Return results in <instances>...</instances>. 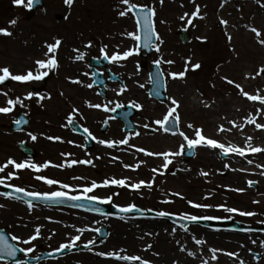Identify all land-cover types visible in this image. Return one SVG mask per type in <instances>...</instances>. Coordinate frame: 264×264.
<instances>
[{"label": "rangeland", "instance_id": "obj_1", "mask_svg": "<svg viewBox=\"0 0 264 264\" xmlns=\"http://www.w3.org/2000/svg\"><path fill=\"white\" fill-rule=\"evenodd\" d=\"M42 2V9L36 11L30 21H25L27 0H24L25 6L19 7L14 0H0V29L12 33L11 36H0V68H9L12 74H26L29 70L35 72V61L45 59V45L53 44L56 39L62 41L57 54L59 67L50 71L44 81L20 84L9 80L8 87L0 88V108L8 106V99L20 100L19 104L12 105L11 112L0 114V166L12 159L17 163L31 162L43 166L45 162H50L63 167L50 166L35 172L31 169L15 170L9 166L4 173H0V179L4 180L0 189L16 186L42 193L60 190L56 185L49 187L42 180H36L37 175L77 189L90 186L92 182L102 183L105 179H124L128 184L152 182L151 189L142 187L138 192L111 186L96 189L90 194L104 198L118 192V196H112L113 203L109 205L135 204L137 208L152 213V216L146 219L133 215L119 216L113 220L109 219L110 215L94 216L64 207L33 203L30 210L27 203L0 196V229L12 237L15 245L22 249L31 248L33 253L29 257H34V253L59 250L61 245L70 243L76 236L80 239L73 248L85 244L89 246L40 264H116V261H111L117 260V254L139 256L149 264H204L205 261L208 264H240L241 260L244 264H263L261 256L264 255V247L261 244L264 243V233H237L202 225H189L185 232L166 218L157 217L156 212L165 211L177 217L195 214L218 218L202 221L264 227V152L243 157L232 153L222 157L218 149L198 146L191 159L185 158L183 152L180 156L170 157L173 163L165 169L162 156H146L137 152L136 148L153 153L176 152L181 145L186 149L181 136L163 134L161 130L152 131L158 129L154 122L163 119L171 107L172 98L180 104L179 130L189 138L195 139L193 129L200 128L205 137L225 147L236 146L244 150L251 149V145L253 148H264V128L255 126L264 125V105L249 101L243 95L259 94L264 97V74L256 76L257 71L264 67V45L258 42L264 39V7L261 6L264 0H163V3L161 0H130L138 7L151 8L155 12L152 20L160 41L156 42L153 53L146 60L140 55L136 41L128 36V33L137 34L131 13L119 16L120 11L126 10L121 0H74L70 8L64 0ZM197 7L199 15L204 18H195L190 25L187 21ZM186 13L188 16H185ZM182 16L185 18L181 19ZM14 19L17 23L11 25ZM221 20L227 24L221 25ZM252 28L260 31L262 36L256 37ZM180 31H187L190 35L186 44H182L177 37ZM228 36H231V41ZM88 44L91 47H85ZM157 46L159 51H156ZM101 48H105L109 57L129 49L136 53L107 67L122 78L125 89L121 91L117 85H108L105 99L92 87L89 68L91 59L100 58ZM80 53H84V58L77 60ZM157 60L161 61L159 67L165 80L166 102L163 104L148 97V74ZM186 60L191 63L184 79H172L168 73L183 72ZM167 61L173 63L168 64ZM143 62L147 65L146 69L141 68ZM195 64L201 67L192 71L191 65ZM249 75L251 77L246 79ZM222 77L232 80L233 85L227 84ZM77 80L81 83L70 82ZM29 92L34 94L33 97L24 99ZM41 96L44 99H38ZM89 104H99L101 108L89 107ZM117 104L121 105L120 108L140 105L139 109L135 107L136 114L132 118L135 131L124 133L120 121L112 118L114 111L111 109L119 108ZM104 106L110 110L103 111ZM73 109L77 111L73 112ZM18 112L26 114L31 122L21 133L14 134L6 127ZM69 119L88 129L94 137V149L83 150V140L69 130ZM250 119L255 123L243 131L233 126L241 120L247 123ZM104 123H108L109 128L101 135ZM188 124L193 125V129H189ZM221 128L226 131H220ZM30 134L37 139L33 141ZM47 137H59L60 140ZM124 139L128 140V144L120 143ZM100 140L112 142L114 147L101 145ZM23 141L36 149L34 159L17 150V144ZM73 160H91L92 163H76L67 167ZM226 164L228 167H225ZM152 169L158 171L154 173ZM202 171L208 175L202 176ZM160 172L164 174L160 175ZM8 173H15L18 179H8ZM250 181L254 182L256 189L249 185ZM166 200L172 202L163 203ZM189 201L211 205L212 208L194 209ZM219 205L255 215L230 214L218 210ZM37 228L40 229L38 233ZM101 228L106 231V237L98 242L95 231ZM173 229L176 230L174 233ZM82 230L89 235L88 238L80 235ZM33 235L38 238L31 244L18 242L29 240ZM196 240L206 243L197 245ZM158 243H162L163 251L170 255L169 263L158 257L161 250L158 249L159 253L155 256ZM149 244L151 248H148ZM181 247L185 250L181 251ZM209 249L222 250L216 253V261L211 259L213 253ZM240 250H243L242 255H239ZM97 252L113 255L108 258L96 255ZM188 252L194 255L189 256ZM223 252L238 253V256L233 259L223 255ZM120 260L117 261L119 264H138Z\"/></svg>", "mask_w": 264, "mask_h": 264}, {"label": "snow or ice", "instance_id": "obj_2", "mask_svg": "<svg viewBox=\"0 0 264 264\" xmlns=\"http://www.w3.org/2000/svg\"><path fill=\"white\" fill-rule=\"evenodd\" d=\"M39 0H27V4L26 7L28 9H31L34 5V3H38ZM14 3L16 6H25L24 5V0H14ZM64 3L66 6H68L69 8L73 5L74 0H64ZM121 3L123 5L126 6V10L125 11H120L119 12V16L124 17L126 16L129 12H132L134 9H137V5L136 4H132L130 3V0H121ZM161 3H163V0H161ZM262 7H264V4L261 5ZM221 7H223V4L221 5ZM139 12L142 13V19H143V31H144V46L145 47H150V41L153 37H155V39L157 41H160V37L159 35L155 32L154 28H153V21H152V17H154L155 12L153 9L151 8H147L145 9L144 7H139ZM199 7H197L196 11H194L191 14V17L188 19V24H192L193 23V19L195 18H200L203 19L204 17L199 15ZM185 16H188V14L186 13ZM67 18V17H65ZM185 17H181V19H184ZM17 23V20H12L10 22L11 25H15ZM163 23V21H162ZM221 25H226L227 22L224 20L220 21ZM138 27H137V32L140 31V27H139V22H137ZM251 31L255 34L256 37H261L262 33L260 31H258L256 28H252ZM12 33L10 31H7L5 29H0V36H11ZM225 35H227V33H225ZM128 36L133 40V41H137L139 42L141 40V36L138 34H133V33H128ZM228 40L231 41V36H228ZM203 42V41H202ZM261 45H264V39H260L258 41ZM162 43V41H161ZM62 41L59 39H56L55 42L53 44H46L45 47L47 48V52L44 53L45 59L44 60H37L35 61V65H36V69L35 72L32 70H29L26 74H12L10 69L7 67H3L0 68V84L4 83L7 80H11V81H15L18 82L20 84H27L29 82L32 81H42L45 77H47L49 75V72L52 70H55L59 67V63H58V59H57V54H58V49L61 46ZM85 47H91V44L85 45ZM73 51H78L77 49H73ZM101 55L103 56V58L105 60H107L109 63H113L116 61H120V60H126L127 58L135 55V51L132 49H129L127 51H125L122 54L119 53H114L111 57H109L106 53L105 48H101ZM156 51H159V47L157 46ZM84 58V53H80L76 59L77 60H82ZM166 63L168 64H172L173 61H167ZM191 63L190 60H186L185 61V70L183 72L180 73H172L169 72L168 75L172 78V79H184L186 72L189 70L188 69V65ZM161 64V61L157 60L156 61V66L157 68H159ZM201 67L200 64H195V65H191V70L195 71L196 69H199ZM42 69H46V71H41ZM261 74H264V67L260 68L257 73L256 76H260ZM222 79L226 80V83L229 85H233V81L230 79H227L226 77H222ZM71 83H81L80 81H70ZM86 87H91V85H86ZM235 87L239 88V85H235ZM241 92H243V90L241 89ZM6 95V94H5ZM33 93L29 92L28 95L26 97H24V99H31L33 97ZM243 95L249 100V101H258L261 105H264V97H261L259 94L257 95H249L247 93H243ZM50 98V97H49ZM38 99H44V97H38ZM20 100H12V99H8L7 100V107H2L0 108V114H8L9 112L12 111V105L13 104H19ZM170 104L171 107L169 108V110L167 111V113L164 115L162 120H157L154 123H156L158 125V129H152V131H158V130H163L165 132L168 131V125H173V126H178L179 121H180V117H179V113H178V109L180 107L179 102L175 99L172 98L170 100ZM89 107H93V108H101V105L96 104V105H88ZM205 106L207 107L208 105L205 104ZM116 107H121V105L117 104ZM135 107L137 109L140 108V105H135ZM103 111L107 112L110 109L107 106H104ZM76 109H73V112H76ZM111 111H115V108L111 109ZM17 124L22 123L21 121H16ZM69 123H72L71 119H69ZM249 123H255L254 120L250 119ZM234 127L239 128L240 125H233ZM256 128L258 129H262L264 128V125H260V124H256L255 125ZM145 127L147 128L148 125H145ZM187 127L189 129H193V125L188 124ZM194 135H195V139L189 138L187 135H185L184 132H179L178 135L181 136L183 138V140L185 141L187 148L188 149H194L196 147H203V148H208V149H213L216 150L218 149L221 153V155L223 156H228L230 153L239 155L241 157L245 156V151L242 148L236 147V146H228L225 147V145L217 142L214 139L211 138H207L203 135V130L200 128H194ZM84 131L87 133L88 129L85 128ZM220 131H226L225 129L221 128ZM176 134V133H173ZM31 135V134H30ZM137 135H139V133H137ZM31 139L33 141H35L37 139V137L35 135H31ZM47 139L50 140H60L59 137H47ZM101 145H105L106 147L112 148L114 147V144L112 142H108L106 143L103 140L98 141ZM71 143V142H69ZM120 143L122 144H128V140L124 139L122 141H120ZM249 148H251V152L252 153H261L264 152V148H259V147H251V145H249ZM184 150V145H181L180 150L176 151V152H164V153H153L150 151H146L144 149L141 148H136L137 152H143L144 155L146 156H162L163 157V167L165 169H168V166L170 164L173 163L172 159H170V157H177L180 156L182 154ZM63 155V154H62ZM99 158V157H97ZM113 160H116V157H112ZM91 164L92 161L88 160H80V161H75L73 160L71 163H69L67 165V167H72L73 164ZM248 163H252V161H248ZM9 166H11L12 168H14L15 170H24V169H31L35 172H41L44 169L53 166V167H63V165L57 166V165H51L50 162H45V164L43 166H37L34 163L31 162H21V163H17L15 161H13L12 159L7 160V162L5 164H3L2 166H0V173H4L5 169H7ZM125 167H128L127 165ZM225 167H228V165L226 164ZM257 167H260L259 165H257ZM135 170V169H133ZM152 171L154 173H156L158 170L157 169H152ZM160 175H163V172L159 173ZM202 176H207L208 173L207 172H201L200 173ZM75 179H83V177H74ZM8 179H18V177L15 175V173H8ZM36 180H42L44 184H46L49 187H52L53 185L58 186V188L60 190H54L51 191L50 193H38V192H29L27 190H25L24 188L21 187H16V186H12L11 191L13 193H17V194H21L24 197H30L32 201H41V202H45V203H50V204H61L65 201H72V202H77V201H90L96 204H101V205H109L112 204V196H118L119 193L118 192H113L112 195L108 196V197H104L101 198L97 195H90L92 193L95 192L96 189H100V188H109L111 186H114L116 188H128L133 192H138L142 187L145 188H152V182H147L145 183L144 181H140L139 183H135V184H128L124 179H105L102 183H96V182H92L90 186H85L83 188L77 189V188H73L70 185L61 183L59 181L53 180V179H48L45 178L43 176L37 175L35 176ZM254 182H249V185L251 186V184ZM0 184H4V180L0 179ZM64 189H67V191H64ZM233 191H242V190H238V189H233ZM70 192H79L80 194L78 195H70ZM5 195L4 193H0V196ZM174 195H178V194H174ZM9 198H12L9 195ZM18 199V197H16ZM181 199H183V197H180ZM172 201H163V203H171ZM191 208L194 209H210L212 208L211 205H206V204H197V203H193L191 201L188 202ZM28 208L31 210L33 208V204L32 203H28ZM118 211L120 213H133V212H139L140 209L136 207L135 204H130L128 206H116ZM218 210H223L224 212L227 213H235L237 215L240 216H252L255 215V213H251V212H242V211H238L237 209H233V208H228L224 205H219L217 206ZM156 216L160 217V218H167L170 216V213H167L165 211H157L156 212ZM180 220H185L188 221L192 224H197L199 223L201 220H213V219H218L216 217H209V216H197L195 214H183L179 216ZM183 227V225L181 226ZM40 231L39 228L36 229V232L38 233ZM80 231V230H78ZM96 231H99L98 229ZM176 230L173 229V233ZM185 232L188 231L187 228L184 229ZM146 235H148L146 233ZM38 238L37 235H33L31 237V239L29 240H23V241H18V242H22L24 244H31V242L33 240H36ZM13 239H16L15 237H13ZM80 239V236H76L74 238L71 239L70 243H66L61 245V250H71L74 246H76L77 241ZM197 245H203L206 242L203 240H196L195 241ZM255 243V242H254ZM0 244L3 245L4 249L7 250L6 254L9 256H15V251L14 249H12L10 246L7 245V243L4 241L3 237H0ZM85 248L88 247L87 244L84 245ZM152 246L149 244L148 248H151ZM261 247H264V243L261 244ZM147 250V249H145ZM181 251H184L185 249L183 247H181L180 249ZM21 251H23V249H21ZM32 249L29 248L27 252H25V255L28 254V252H31ZM210 252L213 253L211 259L213 261H216L218 259L216 253L218 251H222V250H217V249H209ZM98 256H103V257H108L110 258L113 254L111 253H100L97 252L95 253ZM225 256H229L233 259H235L238 256V253H229V252H223L222 253ZM189 256H193L194 253L192 252H188ZM115 259L120 260L123 259L125 261H133V262H138V264H149L148 261L143 260L141 257L139 256H120V255H115ZM204 264H208L207 261L204 262ZM240 264H244V262L241 260Z\"/></svg>", "mask_w": 264, "mask_h": 264}, {"label": "water", "instance_id": "obj_3", "mask_svg": "<svg viewBox=\"0 0 264 264\" xmlns=\"http://www.w3.org/2000/svg\"><path fill=\"white\" fill-rule=\"evenodd\" d=\"M41 6H42V4H41L40 0H39L38 3H34V5L32 7V11H31L29 16L32 15V12L34 10H36L37 8H40ZM138 9L139 8L134 9L132 11V13H133V16L135 17L136 21L139 22V27H140L139 35L141 36V40L139 42L140 43V48H141L142 51H145V53L148 55V54H150L152 52L151 47L155 44V40L156 39H155V37H153L151 39V41H150V45L151 46L150 47H145L144 46V40H143V37H144L143 19L141 18L143 14L140 13ZM180 39L183 42H186L187 39H188V35L186 33H181L180 34ZM104 64H106V61H105ZM94 66H103V65H101L98 61H95V60H93L91 62V67H92L93 74H94V76H93L94 86L104 87L106 82L102 79L101 74L98 73L96 70H94ZM152 69L153 70L150 73L151 88H150L149 95H150L151 98H154V99H156V100H158L160 102H164L165 101V98L163 96L164 80H163L162 74L160 72V69L157 68L156 65H153ZM110 81H117L122 86V82L120 81V79L118 77L110 75ZM99 93H100V95L102 97H105L104 90L99 91ZM117 111H118V113H114L113 115H114V117L116 119H120L124 123V126H125L124 127V132L134 131L135 128H134V124L131 122V117L135 115V110H133L132 107L127 106L125 110H122V109L118 108ZM16 118H17V121H21L22 123H20V124L14 123L11 126V129L13 131H20L24 127L29 125V121L24 115L18 114L16 116ZM70 128L72 129V131L74 133H76L78 135H81L83 137H86V139H87L86 148L87 149H90L92 147L90 138L88 137V135L78 125H76L75 123H71L70 124ZM106 130H107V126H104L103 129H102V133H105ZM167 132L177 133V127L170 124V125H168V131ZM19 149L24 154H26L28 156H31V157H34L33 151L31 149H29L25 144L20 145ZM185 156H187L188 158L191 159L192 156H193L192 151H189V153H186ZM6 194L10 195V196L19 195L26 201H32L30 197H24L21 194L13 193L10 190L6 191ZM35 202L53 205V204L45 203V202H41V201H35ZM55 205L73 207V208H76V209H79V210H82V211L98 212V213H103V214L116 213V214H123V215H136V216H139V217H149V216H151L150 213L144 212V211L133 212V213H120L117 208L107 209V208H104V207H102V206H100V205H98L96 203L90 202V201H77V202L65 201V202H63L61 204H55ZM168 219L172 223L178 225L179 227H181L183 225V227H181V228H185L189 224H192V223H190L188 221L180 220L177 217H170L169 216ZM197 224L208 226L207 223H203V222H199ZM232 228L235 231H238V232L243 230L241 227H239L237 225H233ZM0 237H3L4 241L7 243L8 246H10L12 249L16 250L15 251V256H9V255L6 254L7 250L4 249L2 244H0V259L10 260L11 262H17L18 258L20 256V252H19V254L17 253L18 250L12 245V243L10 242V238L7 235H5L2 231H0ZM68 252L69 251H61V252H53V253H49V254H42L37 260H35V262H39V261L46 260V259H51V258L60 256V255H64L65 253H68Z\"/></svg>", "mask_w": 264, "mask_h": 264}, {"label": "bare ground", "instance_id": "obj_4", "mask_svg": "<svg viewBox=\"0 0 264 264\" xmlns=\"http://www.w3.org/2000/svg\"><path fill=\"white\" fill-rule=\"evenodd\" d=\"M253 61H255V58H254V60ZM249 77H251L250 75L249 76H247L246 77V79H248ZM244 79H245V77H244ZM169 90L171 91V88H170V86H169ZM204 108V107H203ZM205 109V108H204ZM211 113H213V112H211ZM243 122H246L245 120H241L240 121V123L238 124V125H240V127L239 128H237V127H235V129H238V130H240V131H243L244 129H246L248 126H250L252 123H249V121H247V123H243ZM244 150H246V154H250V155H253V153L251 152V149H244ZM82 237H87L88 238V234L86 233V232H83V233H81L80 234ZM164 238V237H163ZM158 246L156 247V251H157V253L155 254V256H157L158 255V249L159 250H161L160 252H161V255H159L158 257L160 258V256L162 257L161 259L163 260V261H165L166 263H169L170 261H168L167 262V260H169V259H171V257H170V255H168V253L167 252H165V251H163V245H162V243H158L157 244ZM242 253H243V250H240V252H239V255H242ZM247 259H250V256H247ZM261 262L264 264V259L263 258H261ZM110 264V263H109Z\"/></svg>", "mask_w": 264, "mask_h": 264}, {"label": "flooded vegetation", "instance_id": "obj_5", "mask_svg": "<svg viewBox=\"0 0 264 264\" xmlns=\"http://www.w3.org/2000/svg\"><path fill=\"white\" fill-rule=\"evenodd\" d=\"M24 189H25V188H24ZM25 190H27V189H25ZM27 191H28V190H27ZM29 192H32V191H29ZM116 218H117V217H114V216H110V217H109V219H113V220H114V219L117 220ZM82 231H83V230H82ZM83 232H84V231H83ZM27 250H28V249H27ZM32 253H33V250L30 252V255H31ZM111 258H112V257H111ZM106 261L108 262L109 260L106 259ZM115 261H116V260L111 261V262L114 263ZM116 262H117V261H116Z\"/></svg>", "mask_w": 264, "mask_h": 264}]
</instances>
